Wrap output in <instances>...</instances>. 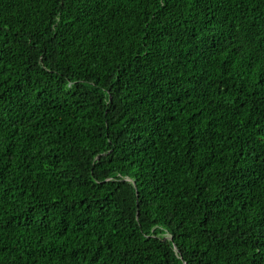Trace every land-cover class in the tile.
Masks as SVG:
<instances>
[{
  "label": "trees",
  "instance_id": "16d2710c",
  "mask_svg": "<svg viewBox=\"0 0 264 264\" xmlns=\"http://www.w3.org/2000/svg\"><path fill=\"white\" fill-rule=\"evenodd\" d=\"M0 264H264V0H0Z\"/></svg>",
  "mask_w": 264,
  "mask_h": 264
},
{
  "label": "bare ground",
  "instance_id": "6f19581e",
  "mask_svg": "<svg viewBox=\"0 0 264 264\" xmlns=\"http://www.w3.org/2000/svg\"><path fill=\"white\" fill-rule=\"evenodd\" d=\"M55 82V81H54ZM52 84H53V82H52ZM185 86V85H184ZM210 97V96H209Z\"/></svg>",
  "mask_w": 264,
  "mask_h": 264
}]
</instances>
